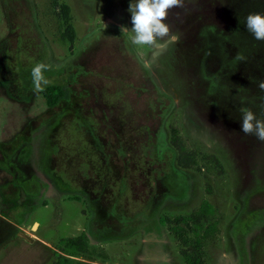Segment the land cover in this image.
<instances>
[{
    "label": "rangeland",
    "instance_id": "1",
    "mask_svg": "<svg viewBox=\"0 0 264 264\" xmlns=\"http://www.w3.org/2000/svg\"><path fill=\"white\" fill-rule=\"evenodd\" d=\"M128 6L0 0V264H264V0H183L162 51Z\"/></svg>",
    "mask_w": 264,
    "mask_h": 264
},
{
    "label": "clouds",
    "instance_id": "2",
    "mask_svg": "<svg viewBox=\"0 0 264 264\" xmlns=\"http://www.w3.org/2000/svg\"><path fill=\"white\" fill-rule=\"evenodd\" d=\"M182 6L183 0H129L128 12L131 15L132 27L131 30L123 27L121 31L131 34V43L134 46H152L162 51L168 44L176 43L179 39L177 34L170 32L166 22L168 10ZM244 25L254 39L264 40V14H249ZM47 67L46 64L37 63L32 68L31 75L37 91L42 90L48 83L42 72V69L46 70ZM258 86L264 90V81ZM241 112L240 131L255 134L258 139L264 140V120L258 118L251 110L241 109Z\"/></svg>",
    "mask_w": 264,
    "mask_h": 264
},
{
    "label": "trees",
    "instance_id": "3",
    "mask_svg": "<svg viewBox=\"0 0 264 264\" xmlns=\"http://www.w3.org/2000/svg\"><path fill=\"white\" fill-rule=\"evenodd\" d=\"M42 92L49 107H54L62 99L69 97V87L62 82H52L46 85Z\"/></svg>",
    "mask_w": 264,
    "mask_h": 264
},
{
    "label": "flooded vegetation",
    "instance_id": "4",
    "mask_svg": "<svg viewBox=\"0 0 264 264\" xmlns=\"http://www.w3.org/2000/svg\"><path fill=\"white\" fill-rule=\"evenodd\" d=\"M258 218H252L250 220V222L248 224H250V229L248 228V231H250V233L256 231L257 232H260L262 230H258V229H262L264 228V213H261V214H257L256 215ZM261 220V222H259ZM249 238V233L247 234L246 236V241L247 239ZM252 247V246H251ZM247 253H249L250 255L252 254V249L250 248H247ZM252 256V255H251ZM252 264V263H251Z\"/></svg>",
    "mask_w": 264,
    "mask_h": 264
}]
</instances>
